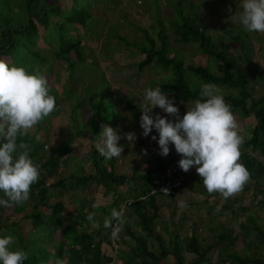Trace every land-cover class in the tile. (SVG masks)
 Masks as SVG:
<instances>
[{"label": "trees", "instance_id": "trees-1", "mask_svg": "<svg viewBox=\"0 0 264 264\" xmlns=\"http://www.w3.org/2000/svg\"><path fill=\"white\" fill-rule=\"evenodd\" d=\"M99 1L101 0H69L68 8H63L58 0H0V60H5L10 65L23 66L29 72L42 74L52 70L56 60L64 61L69 71L80 66L85 56L82 50L83 35L77 29L80 28L83 34L91 32L95 22L90 6L92 2ZM172 5L176 17L170 20L168 25L176 34L177 40L181 43L196 45L200 53L210 58L211 65L185 63L180 54H170L166 27L159 19H156L158 26L156 38L144 27L139 28L143 38L141 41H128L118 36L115 31L112 35L136 47L143 54V58L136 64L138 71L144 67L155 66L161 71L168 72L159 86L168 93L169 97L174 98L176 103L183 105L197 99L201 89L199 82L214 83L222 90L226 102L231 104L233 113L236 112L242 118L254 117L255 123L251 128V136L245 138L241 146L240 162L250 173V179L241 191L250 194L251 204H254V199L260 195L258 203L264 207V163L254 154L257 151L264 152V96H255L246 73L236 69L239 55L235 56L221 39H212L206 28L196 18L183 11L181 0H176ZM196 7L195 5L193 9L195 13ZM40 31L43 33L42 36ZM239 44L247 63L255 67L243 40L239 41ZM71 52L75 54V58H71ZM91 63L94 62L91 61ZM42 66L45 67L42 68ZM210 66H214L215 72ZM99 72L100 70H97L96 74L99 75ZM259 72L264 75V68ZM97 84L99 89H92L90 85L84 89L90 112L80 134H89L93 145L88 152L81 155L78 173L61 175L59 172V169L66 165L69 159L68 154L72 152L71 142L39 159L41 154L37 153L42 146L28 138H18V143L28 145L30 156H36L32 159L39 165L40 177L31 186L29 200L14 208L15 213H21L19 217L2 221L3 209L0 208V236L11 234L15 237L13 247L23 249L29 254L24 264H56L58 259L63 260L64 264H109L113 259L107 252V246L113 239L110 238L111 229L104 227V220L111 215L113 208L121 210L116 205L117 199L113 198L111 207L109 205L95 207L91 205V200L85 197L74 203L71 211L63 214V202L50 203L48 191L55 188L70 191L81 186L87 188L96 184L101 186L106 194L114 197L115 189L126 185L128 181H142L140 188L136 187L133 193L126 192L124 195L115 196L125 198L127 195L126 200H129L127 199L129 196L135 195L134 202L130 206L141 229L137 231L127 222L123 223L120 239L116 241L119 246L117 252L120 253L122 263L203 264L212 246L201 244L195 235L193 225L190 227L193 232L185 236L184 246L179 232L171 231L168 242L163 243L154 227L160 216L158 194L146 193L161 181L164 169L174 162V148L169 145L170 151L166 156L158 152L155 157L156 162L147 166L142 172H118L117 158L105 159L96 149L103 124L110 125L120 135L123 128L118 122L119 114L114 112L115 103L108 98L107 80L106 83L97 80ZM150 85L154 86V83ZM49 89L50 94L56 98V107L52 112L56 113L60 92L51 86ZM72 91L73 88L69 86L62 93L72 96ZM82 102L76 100L74 107ZM125 103L127 104L126 101ZM127 107L131 109V114L141 115V106L135 101L129 102ZM109 108L112 109L108 113ZM37 125L39 126V123ZM30 146H33V149ZM85 164H87L86 168ZM148 181L151 183L148 184ZM144 194H146L144 199H137ZM174 194L162 196L172 198ZM240 199L242 198L239 197L238 201ZM210 200L220 203L222 211L229 208L226 199L219 193L208 194L206 199H203L205 202ZM27 205H31L29 210H26ZM40 205L50 209L49 217L39 212L34 213ZM240 208L245 213L250 207L240 206ZM89 216L92 219H89ZM245 219L240 222L239 227L246 235L251 229L250 223H253V220L250 215H246ZM22 220L29 221L30 233L39 234H34L27 239L24 236L26 233L24 234L22 230ZM113 223L115 224V221ZM172 225L174 226L173 223ZM252 226L258 233L257 237L264 241V231L261 226L256 223ZM219 227L221 230L217 233L218 238L225 240L226 244L233 245L237 237H229L230 234L223 224ZM55 232H58V237L54 236ZM151 237L158 242L157 252L151 250L148 245V239ZM182 250L191 252L192 257L185 261ZM225 258L222 260H225L227 264H264V257L256 254L242 255L226 252Z\"/></svg>", "mask_w": 264, "mask_h": 264}, {"label": "rangeland", "instance_id": "rangeland-1", "mask_svg": "<svg viewBox=\"0 0 264 264\" xmlns=\"http://www.w3.org/2000/svg\"><path fill=\"white\" fill-rule=\"evenodd\" d=\"M58 2L63 8H68L69 0H58ZM175 2L176 0H101L91 3L90 11L95 22L91 28V32L83 34L80 28L77 29L83 35L82 50L85 60L80 66H76L71 71H69L64 61L56 60L52 66V70L44 73L48 80V86L56 88L60 92L57 98L59 101L58 110L56 113H51L45 117L39 122V126L35 125L25 136L19 137L28 138L32 142L36 141V143L42 146L37 153L41 154L39 159L43 155L54 152L57 148L71 142L72 152L68 154L69 159L66 165L59 169V172L61 175H68L73 172L78 173L81 155L86 153V151L88 152L93 145L89 134H80V131L83 129V123L90 112L84 89L89 85L92 89H99L97 80L103 83H106L107 80L109 85L108 98L115 103L116 109L114 112L119 114L118 122L123 127L120 135L121 139L118 141V144L123 145V150L121 157L117 158V171L142 172L147 166L153 165L156 162L155 157L159 152V146L157 141L151 137L152 135L158 136V133L153 129L149 136L145 137L141 135L140 116L131 114V109L127 105L129 102L135 101V103L141 106L144 90L148 87L154 88L159 86L160 81L164 76H167L168 72L161 71L155 66L144 67L138 71L136 64L143 58V54L136 47L126 44L123 40L112 34L115 31L118 36L124 37L128 41H141L143 38L141 37L139 28L144 27L150 35L156 38L158 28L156 19H159L166 27L165 31L169 39L170 54H180L185 63L211 65L212 61L210 58L200 53L196 45L181 43L169 27L168 22L176 17L172 5ZM181 3L183 11L191 17L196 18L206 28L207 33L210 34L212 39H221L235 56H240L236 63V69L246 73L250 79V85L253 87L255 96H264V75L259 72L264 68V33H246L243 27L236 22L235 14L240 11V0H224L220 2H216L215 0H181ZM195 5L197 6L196 13L193 11ZM40 34L41 36L43 35L42 32ZM241 40H243L244 46L249 50L248 53L255 67L247 63V60L244 58V53L239 44ZM71 58H75L73 52H71ZM91 61L94 63H91ZM44 67L42 66V68ZM210 67L215 72L214 66ZM97 70H100L99 75L96 74ZM152 83H154V86L150 85ZM202 84L204 83L199 82L200 87ZM69 86L73 88L72 96L62 93ZM164 92L168 95L166 91ZM76 100L83 102L79 106L74 107ZM174 103L178 107L180 115H183L187 110V106L191 105L190 102L183 105L175 101ZM111 109H107L108 113ZM156 113L169 119H174V117L164 113L159 107L153 108V114L155 115ZM234 115L240 125V131L245 135V138L251 136V128L255 123L254 117L242 118L236 112H234ZM109 119H111V114H109ZM128 132L136 134L135 141L130 142L125 138L124 134ZM99 142L100 139L97 140V143ZM170 145L174 148L172 144ZM30 148L33 149V146H30ZM145 149L147 150L146 153ZM254 154L264 163V152L257 151ZM176 156L180 157V154L175 151L174 158ZM33 157L36 156L34 155ZM84 167L86 168L87 164ZM141 183L142 181H128L126 185L115 189L116 195H124L126 192L133 193L136 187L140 188ZM147 183L150 184L151 181ZM180 188L172 198H165L162 195H158L157 197V202L160 206V216L154 227L156 232L160 234L163 243L168 242L171 231L174 230L179 232L181 243L184 246L186 242L185 236L193 232H191L190 228L193 225L195 227L193 228L195 235L201 244H211L212 246L207 253V260L203 264H227L225 260H222V258H225L226 252H235L242 255L256 254L264 257V241L257 237L258 233L252 226L253 223H256L264 231V207L258 203V200L261 198L260 195L254 199L255 203L253 205L251 204L250 194L240 195L239 197L244 198L243 200L240 199L236 204L233 203L230 209L222 211L220 203L203 201L208 194L202 195L200 188L191 191L192 193L189 192V195L182 194L181 196L177 194ZM182 189L187 190L185 187ZM47 195L49 196L48 200L50 203L54 201L63 202V214L71 211L73 204L85 197H88L91 200V205L95 207L108 205L111 207L113 206V198H115L117 199L116 205L124 213L125 222L132 229L141 230L130 204L126 205L125 203L127 195H125V198L115 197L116 195L113 197L106 194L104 189L96 184H92L87 188L81 186L76 190L70 191L61 188L50 189ZM134 196L131 195L127 199H134ZM200 199L202 201H197ZM181 200L187 202L188 206L186 208L178 207V202ZM240 206H249L250 208L244 213ZM15 207L16 205L13 204L11 207L2 208V221L21 215V213H15ZM30 208L31 205L26 206V210ZM38 212L45 217L50 216V209L44 205H40V207L34 210V213ZM246 215L252 217L253 223H250L251 229L245 235L240 230L239 225L241 221L246 220ZM21 222L23 225L22 230L24 234L26 233L24 236L27 239L34 234H39L30 233V223L28 220H22ZM219 224H223L226 227L228 233L231 235L229 237H237L233 245L226 244L225 240L218 238L217 233L221 230ZM173 227L175 229H172ZM54 236L58 237V232H55ZM148 245L155 252L159 250L158 242L153 237L148 239ZM118 248L119 246L114 240L107 246V252L112 255L113 259L109 264H123V260L119 255L120 253L117 252ZM182 254L185 261L193 255L191 252L185 250H182Z\"/></svg>", "mask_w": 264, "mask_h": 264}, {"label": "clouds", "instance_id": "clouds-1", "mask_svg": "<svg viewBox=\"0 0 264 264\" xmlns=\"http://www.w3.org/2000/svg\"><path fill=\"white\" fill-rule=\"evenodd\" d=\"M235 18L246 33H264V0H240V11ZM55 107L56 98L50 94L46 75L0 60V208L29 200L31 186L40 177V168L27 146L18 143V138L49 116ZM154 107L174 119L159 113L154 115ZM140 109L141 135L147 137L155 129L158 136L151 138L157 141L159 154L166 156L172 144L181 157L178 166L185 172L194 167L208 193H219L227 199L249 181V171L239 162L245 135L240 131L231 104L216 84H202L198 98L187 106L183 115L174 98L166 95L161 86L144 90ZM124 135L130 142L136 139L134 132ZM99 137L96 149L102 157H121L123 145L118 144L121 136L113 127L104 124ZM161 191L168 194L167 188ZM187 206L184 200L178 202L180 208ZM124 222L123 211L115 208L105 218L104 227L111 229L110 238L114 241L120 239ZM14 244L13 235L0 236V264H24L28 259L29 254L14 248ZM56 264L64 262L58 259Z\"/></svg>", "mask_w": 264, "mask_h": 264}, {"label": "built area", "instance_id": "built-area-1", "mask_svg": "<svg viewBox=\"0 0 264 264\" xmlns=\"http://www.w3.org/2000/svg\"><path fill=\"white\" fill-rule=\"evenodd\" d=\"M178 160L168 165L163 171V177L161 181L152 186L146 194H158V195H172L182 186V179L180 177V167L177 163ZM167 188L168 194H165L161 190ZM146 194L138 196L137 199H144ZM136 199V200H137ZM134 202V199L126 200V205ZM122 210V209H121Z\"/></svg>", "mask_w": 264, "mask_h": 264}, {"label": "crops", "instance_id": "crops-1", "mask_svg": "<svg viewBox=\"0 0 264 264\" xmlns=\"http://www.w3.org/2000/svg\"><path fill=\"white\" fill-rule=\"evenodd\" d=\"M181 157H177L175 158L174 162L176 160H179ZM34 162H36L34 159H33ZM179 174L181 175L180 177H182V186L179 190V192H177V194H179L180 196L182 194L186 195L188 194L189 195V192L192 193L191 191H195L197 188H200V191L202 193V195L204 194H209V195H212L214 193H208L206 190L204 192V186H203V183L201 181V178L200 176L198 175V173L195 171V168H190L187 172L183 171L181 168H180V172ZM185 187L187 190H183L182 188ZM238 194H233L231 197L227 198L226 199V203L229 205V208L231 207V205H233V203H237L238 202V197L240 195H245V194H249V193H244L243 191H239L237 192ZM206 199V198H205ZM204 199V200H205ZM244 199V198H243ZM201 200V199H200ZM200 200H197V201H200ZM212 202V200H210ZM231 202V203H230ZM257 202V201H256ZM195 203V202H194ZM253 205V204H252ZM220 209H221V205H220ZM222 210V209H221ZM220 225V224H219Z\"/></svg>", "mask_w": 264, "mask_h": 264}]
</instances>
